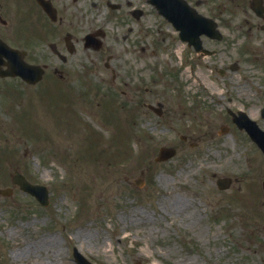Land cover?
Listing matches in <instances>:
<instances>
[{"label": "rangeland", "instance_id": "374dc122", "mask_svg": "<svg viewBox=\"0 0 264 264\" xmlns=\"http://www.w3.org/2000/svg\"><path fill=\"white\" fill-rule=\"evenodd\" d=\"M175 72L141 73L142 85L154 90L147 98L159 97L168 110L159 123L156 117L138 118L134 124L132 120L127 143L114 140L120 134L118 127L125 130L121 107L127 95L134 97L139 77L130 88L123 87L129 94L115 92L106 99L99 92L111 87L105 81L111 72L99 69L86 73L83 80L72 79L99 94L92 98L95 93L89 90L77 95L89 98L90 104L83 106L76 100L77 106L90 110L95 114L93 122H105L110 130L86 122L77 109L78 119L89 125L79 130L81 120L75 119V109L72 112L74 94H67L73 90L64 84L61 89H44L40 101L23 92L14 94L13 98L25 102L34 99L22 108L16 102L11 105L23 114L21 130L29 134L25 136L28 142L19 137V128L14 129L18 118L8 114L11 102L6 100L13 99L4 96L0 157L5 165L0 164V185H12L11 173L18 169L32 182L46 184L51 193L47 206L17 186L13 194L0 196V264H76L74 246L95 264H264V206L260 204L264 196L252 201L255 211H262L253 215L247 195L249 182L264 177L261 156L236 133L210 138L198 146L183 144L178 133L197 139L209 121H224L222 105L215 97L228 90L231 101L221 98L231 107H260L264 99L256 95V86L264 89V68L233 71L227 88L211 69ZM123 74L118 82L122 83ZM181 81H187L182 88ZM108 102L116 117L102 113ZM125 102L133 107L132 102ZM60 126L76 128L78 139L63 133ZM38 127L41 136L34 135ZM172 143L179 144L178 155L156 163L159 147ZM40 144H45L46 151L38 149ZM223 175L239 179L221 190L216 180ZM140 177L142 185L136 184ZM252 229L257 231L251 234Z\"/></svg>", "mask_w": 264, "mask_h": 264}, {"label": "flooded vegetation", "instance_id": "af4514ba", "mask_svg": "<svg viewBox=\"0 0 264 264\" xmlns=\"http://www.w3.org/2000/svg\"><path fill=\"white\" fill-rule=\"evenodd\" d=\"M0 36L23 49L24 59L39 65L44 76L52 79L66 80L71 72L104 69L112 72L114 80L123 72L122 83L129 86L126 78L139 77L141 82L146 70L207 68L216 79L223 78L221 86L227 88L233 71L264 68V0H0ZM5 62L3 58V67ZM152 90L151 86L143 91L135 86L134 114L166 119L168 104L159 97L147 98ZM231 94L228 90L215 97L222 105L224 121H209V134L215 137L227 129L260 150L237 127L232 112L243 109L264 119V104L257 109L245 104L231 107L227 104ZM262 94L264 99L263 91L256 93ZM247 193L252 214H262L255 211L252 201L264 196V177L249 183ZM260 204L264 206V200ZM258 226L261 230V222Z\"/></svg>", "mask_w": 264, "mask_h": 264}, {"label": "water", "instance_id": "95a60500", "mask_svg": "<svg viewBox=\"0 0 264 264\" xmlns=\"http://www.w3.org/2000/svg\"><path fill=\"white\" fill-rule=\"evenodd\" d=\"M251 130V129H250ZM176 150L173 147L163 146L160 149L158 159H166L171 157L175 154ZM19 183L21 184L22 188L25 190L30 191L31 193L35 194L43 203H47V191L45 187L40 185H34L25 180L24 178L18 179ZM77 261L80 264H92L90 261L85 259L81 254L77 253Z\"/></svg>", "mask_w": 264, "mask_h": 264}]
</instances>
